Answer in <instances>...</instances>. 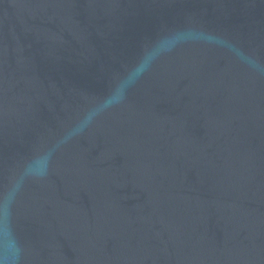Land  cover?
Masks as SVG:
<instances>
[{
  "label": "clouds",
  "instance_id": "obj_1",
  "mask_svg": "<svg viewBox=\"0 0 264 264\" xmlns=\"http://www.w3.org/2000/svg\"><path fill=\"white\" fill-rule=\"evenodd\" d=\"M115 99H116V101L118 102V100L120 99L119 95H117V96L115 97Z\"/></svg>",
  "mask_w": 264,
  "mask_h": 264
}]
</instances>
